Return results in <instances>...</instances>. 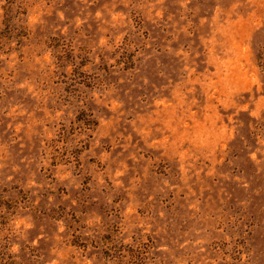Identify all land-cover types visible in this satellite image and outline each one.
<instances>
[{"label": "rangeland", "instance_id": "obj_1", "mask_svg": "<svg viewBox=\"0 0 264 264\" xmlns=\"http://www.w3.org/2000/svg\"><path fill=\"white\" fill-rule=\"evenodd\" d=\"M0 264H264V0H0Z\"/></svg>", "mask_w": 264, "mask_h": 264}]
</instances>
